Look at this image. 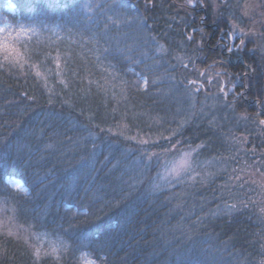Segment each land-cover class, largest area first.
<instances>
[{"label": "trees", "instance_id": "trees-1", "mask_svg": "<svg viewBox=\"0 0 264 264\" xmlns=\"http://www.w3.org/2000/svg\"><path fill=\"white\" fill-rule=\"evenodd\" d=\"M6 22L34 29L37 69L0 53L21 237L0 228V264H34L43 237L67 244L58 264H264V0H0ZM187 150L193 170L164 177Z\"/></svg>", "mask_w": 264, "mask_h": 264}, {"label": "snow or ice", "instance_id": "snow-or-ice-1", "mask_svg": "<svg viewBox=\"0 0 264 264\" xmlns=\"http://www.w3.org/2000/svg\"><path fill=\"white\" fill-rule=\"evenodd\" d=\"M191 2V0H190ZM123 6V4H122ZM87 7V6H86ZM99 7V5H97ZM9 9L12 10L13 8L9 6ZM90 10V9H89ZM111 20V18H109ZM115 25V22H113ZM105 29H107V25H105ZM34 31L32 28H25L23 24L19 26V31L17 32V36L15 40L11 39V32H12V26L5 23L3 27H0V34L8 33V35L3 36V39H0V52L4 54V59L12 64L15 67H18L19 69L23 70L25 65H28L32 69H37V65L34 63H31V56L28 54L27 51L21 52L19 49L16 47L19 41L20 34L23 33L25 36L28 34V32ZM244 41H240V46H243ZM230 52L232 51V48L228 49ZM105 52L108 51V49H104ZM50 55V54H49ZM60 54L59 52L57 53L56 57L54 58V62L56 64V69L61 68V63H60ZM4 65L0 64V68H2ZM35 75L38 78H44L46 81V77H42V73L39 70L35 71ZM56 76H61L60 71L55 72ZM60 83L65 87L68 88V84L65 82L64 79L60 80ZM148 80L146 78H141L140 80L136 81L134 86L139 87L141 89H146L148 87ZM195 83V82H191ZM127 86V82H123V85L121 87V96L123 98H126L124 96L125 93V88ZM115 98V95H114ZM51 103V100L49 101ZM67 103V101H65ZM262 124H264V121H261ZM119 127V126H118ZM109 132H112V129H108ZM121 135L123 134L122 132L120 133ZM129 139H137V137H128ZM138 142L141 144H148L149 140L147 139H138ZM151 153L148 154L149 159L151 158ZM192 159H191V153H185V155L178 161L173 164V167L171 169V174L176 177L178 180L182 176V174L192 171ZM190 179H195V177H191ZM182 182V181H181ZM12 185H14L17 189H21V185L16 183L15 181H10ZM235 208V205L232 206ZM8 209L5 203H0V228H3L6 232V235L8 236H16L17 238H21L19 233L17 231H14L13 228H19L18 225H15V216H9L7 215ZM14 213V209L12 210ZM20 231L28 233L30 232V229H20ZM37 239H40V237L44 234H33ZM25 239V242H27V237H23ZM30 247L33 248V256H34V264H38L39 260L41 259L42 256L47 255V256H53L56 258L57 264L60 259V252H62L64 249L67 248V244L62 241H58L57 243L53 244L49 242V245L47 249L45 250L43 246H36V245H30ZM89 264H92L91 261H89Z\"/></svg>", "mask_w": 264, "mask_h": 264}, {"label": "rangeland", "instance_id": "rangeland-1", "mask_svg": "<svg viewBox=\"0 0 264 264\" xmlns=\"http://www.w3.org/2000/svg\"><path fill=\"white\" fill-rule=\"evenodd\" d=\"M9 6H11V7L13 8L12 10H10V9H9V10H10L11 12L14 11V7H13V5H8V8H9ZM6 23L12 26L11 39H12V40H15V39H16V36H17V32L19 31V29H18L17 31H15V30H14V27H13V25H12L11 23H8V22H6ZM4 24H5V23H4ZM4 24L0 25V27H3ZM6 35H8V33L0 34V39H3V36H6ZM23 35H24L23 33L20 34L19 41L21 40V38H22ZM16 47L19 48V45L17 44ZM0 53H2V52H0ZM185 153H191V157H192V151L187 150V151L182 152V154H181L177 159H175L173 162L170 163V165L168 166V168L165 170L164 177L175 178V177L171 174V169H172V167H173V164H174L175 162H178V161H179V160L185 155ZM8 181H9V182H10V181H15L16 183H18V184H20V185L22 186L21 189H24L23 184H22V182H21L20 180H18V179H16V178H10ZM10 184H11V183H10ZM11 185H12V184H11ZM12 186H13L14 188H16L14 185H12ZM44 239L47 240L48 242H51V243H52V240H51L49 237H48V238H47V237H43V240H44ZM40 243H42V240L40 241Z\"/></svg>", "mask_w": 264, "mask_h": 264}]
</instances>
